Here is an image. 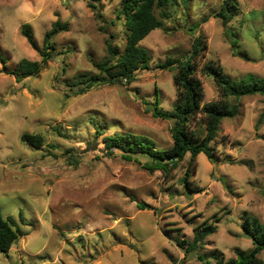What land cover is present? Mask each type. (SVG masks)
Listing matches in <instances>:
<instances>
[{
	"label": "rangeland",
	"instance_id": "obj_1",
	"mask_svg": "<svg viewBox=\"0 0 264 264\" xmlns=\"http://www.w3.org/2000/svg\"><path fill=\"white\" fill-rule=\"evenodd\" d=\"M233 1L225 16L217 14L222 0L168 4L163 25L140 41L149 62L133 82L73 94L66 81L97 72L93 61L108 55L107 41L123 49L120 0H0V210L20 229L8 252L0 251V264H215L216 253L228 258L235 246L252 247L242 223H264V118L256 125L263 93L229 96L238 112L221 119L215 160L199 152L190 168L191 185L201 192L181 182L189 153L164 172L149 169L146 154L107 153L103 142L104 135L131 131L153 138L157 148L172 143L171 120L153 116L146 101L172 108L175 70L159 63L185 55L198 32L206 41L196 68L203 101L218 98L213 78L200 70L208 59L232 80L254 74L264 82V0ZM155 13L160 17V8ZM56 19L69 29L53 36V56L44 59L21 26L30 25L41 47ZM22 57L40 69L17 79L9 71ZM23 132L40 133L42 144L22 141ZM89 143L97 148L81 151ZM201 223L216 230L186 252L175 238L192 239ZM258 255L264 259V249Z\"/></svg>",
	"mask_w": 264,
	"mask_h": 264
},
{
	"label": "trees",
	"instance_id": "obj_2",
	"mask_svg": "<svg viewBox=\"0 0 264 264\" xmlns=\"http://www.w3.org/2000/svg\"><path fill=\"white\" fill-rule=\"evenodd\" d=\"M176 0H120V8L117 17H124L126 40L122 50L107 41L108 55L105 58L94 60L93 65L97 72L82 71L73 79L66 81V90L71 93H81L101 83H124L130 84L136 78V72L140 68L147 67L149 62L148 50L140 44V41L154 28L163 25V19L168 16L165 7L175 3ZM88 5L94 7L92 1ZM234 6L233 0H222L220 10L217 14L225 16ZM155 8H160V17L155 13ZM202 20H205L204 17ZM199 22L193 26H198ZM191 28V27H190ZM69 29L67 21L54 20L51 26L45 30L42 46L39 47L33 38L30 25L23 24L21 33L25 36L31 46L39 51L44 59L53 56L55 46L53 36L61 31ZM206 50V41L201 32L192 36L189 51L180 58L167 57L160 67L174 68L173 83L176 98L172 108L165 109L160 106L158 98L149 103L147 107L155 117L171 120L170 132L172 143L166 148H157L155 140L145 134L131 131L115 132L103 136L104 149L111 153L113 148L124 152L127 158L133 154H146L149 157L147 167L149 169L160 168L169 172L176 167L186 153L190 154L189 164L185 169L181 182L184 189L201 192L202 186L191 185L189 179L190 168L194 164L197 153L204 152L210 159L215 160L212 141L217 137L222 117L233 116L238 112L236 103H231L229 96H240L260 92L264 94L263 80L248 74L240 80L228 78L222 65L214 60L208 59L201 65V71L210 75L218 89V98L203 101L204 93L201 79L197 76L198 59L203 57ZM40 63L22 57L9 72L19 76H28L37 73ZM264 118V112L257 118L256 125ZM20 139L34 146L41 145L43 136L40 133L23 132ZM228 187L229 182L226 181ZM144 207L143 203L139 204ZM19 220L23 216L19 213ZM17 220L12 215L3 216L0 210V251L8 252L11 245L17 240L20 229ZM243 228L249 231L252 247L248 250L235 246L233 248L236 256L224 258L221 253H216L215 264H264V259L259 257V252L264 249V223L257 219L248 217L242 223ZM216 230L213 223H201L194 229L192 239L184 237L175 238L177 243L190 251L203 243L206 236ZM185 245V246H184ZM187 253H185L186 255Z\"/></svg>",
	"mask_w": 264,
	"mask_h": 264
},
{
	"label": "water",
	"instance_id": "obj_3",
	"mask_svg": "<svg viewBox=\"0 0 264 264\" xmlns=\"http://www.w3.org/2000/svg\"><path fill=\"white\" fill-rule=\"evenodd\" d=\"M227 17H229V15L226 16V17L224 18V20H223V25L225 24V19H226ZM94 148H97V144H96V143H89V144H87L84 148H82L81 151H86V150L94 149ZM98 149H101V147H98ZM244 234H245L247 237L250 236V234H249L248 232H245Z\"/></svg>",
	"mask_w": 264,
	"mask_h": 264
}]
</instances>
